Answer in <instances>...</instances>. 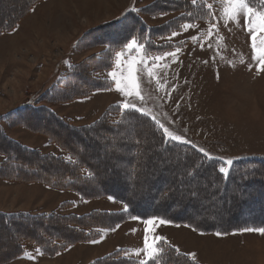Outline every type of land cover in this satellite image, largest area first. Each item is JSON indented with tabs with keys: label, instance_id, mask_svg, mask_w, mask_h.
I'll list each match as a JSON object with an SVG mask.
<instances>
[{
	"label": "rangeland",
	"instance_id": "rangeland-1",
	"mask_svg": "<svg viewBox=\"0 0 264 264\" xmlns=\"http://www.w3.org/2000/svg\"><path fill=\"white\" fill-rule=\"evenodd\" d=\"M4 1L0 0V7L4 6L8 10L15 1L20 0ZM72 1L74 0L43 1L21 20L19 27L13 33L0 36V112L11 109L30 94L39 91L53 68L63 59L72 61L89 59L90 62L99 48H89L87 45L74 52L70 47L71 43L78 40L86 30L115 20L130 5L132 10L139 11V18L145 20L149 26L164 25L173 17L172 14L158 15V17L147 15L151 11L149 5L156 0H75L77 3ZM223 6L224 0H218L213 6L217 29L211 36L207 34L209 25L196 24L195 28L186 32L180 29L174 37L169 36L155 41V43H177V48L172 50L179 49L177 59L173 62L171 57H163L157 61L156 65L152 66L151 77L148 76L147 71L138 74L142 98L137 97L136 103L150 110L161 120L167 117L165 123L170 128L186 134L188 140L193 139L215 157L234 160L264 155V65H258L253 59L251 34L247 30L245 19L240 17L239 23L230 21L225 27ZM91 35H88L89 40L92 39ZM192 36L200 37V42L193 43L190 39ZM261 36H264V33L257 35L258 46ZM153 53L152 56L149 55V65L152 59L159 56L156 55L155 50ZM250 66L251 70H249ZM257 67L261 69L259 72L255 69ZM217 73L220 76L219 80ZM124 100L125 98L115 90L113 82L110 91L96 92L82 101L44 105L67 125L81 128L95 122L108 106L120 104ZM41 118L37 119L38 124L37 120L34 121L36 124L32 127L33 132L18 126L14 129L15 126L7 127L5 132L22 145L37 150L42 156L49 158L53 155L68 160L69 155L65 149L52 143L45 134L49 132L61 135L66 130L64 131L53 120L49 121L46 114ZM172 121L175 123L173 124ZM36 129L45 130V133L36 135L34 134ZM86 134L84 135L88 136V139L85 138L87 142L81 138L82 134L77 135V133L63 135V138L66 139V143L74 146L76 144V147L69 146L74 153L85 150L87 160L100 165L105 164L101 165L104 166L102 169L99 168V171H103V174L100 172L102 179L111 177V181H116L118 184L125 181L126 172L116 175L113 174V169H118V166L126 162L131 163L128 168L130 169L134 161H137V159L133 161L135 155L133 130L127 127L116 130V133L110 130H96ZM90 136H100L102 142L106 144H96L91 141ZM152 140H155L154 137ZM153 149L157 151L158 146L154 144ZM177 160H181V156L176 154L165 158L156 154L147 160L150 168L152 167L150 170L152 174L161 167L165 172H159L167 181L175 177L180 178L174 187L178 193L175 197L177 200L194 202L193 209L186 208L176 212L174 206L168 208L170 204L166 203L161 207L163 212L174 213L178 217L191 214L193 218L199 220L206 217L224 225L249 218V213L234 216L236 211L233 207L229 208L228 216L222 213L211 214L209 209L195 208L196 202L198 207L202 205L199 204L200 196L209 189L217 187V184L213 183L212 176L205 173L196 172L194 175H189V172L193 173L194 170L191 169L193 167L186 168L176 164ZM34 165L33 169L37 170H40L41 165V168L47 167L50 174L58 171V166L51 165L49 161L43 160V157L41 160L37 159ZM142 183L147 186L157 185V181L148 173L141 178L139 186L143 189L145 186ZM92 186L95 191H100L97 183L93 182ZM193 191L198 193V198L190 195ZM155 201L153 200L152 203L154 204ZM204 202L225 205L227 200L215 196ZM62 204L68 209H61ZM255 204L257 205V201ZM0 210L36 214L58 211L82 215L99 210L123 212V204L118 200L112 202L105 195L84 199L81 194L56 190L42 184L6 183L0 180ZM132 217L119 224L115 231L103 230V237L99 243L77 244L54 257L43 256L37 253L36 249L29 248L26 253L31 254L32 258L24 255L19 259L0 264H87L115 249H125L127 256L137 261L140 258L134 255V249L143 246L144 230L148 226L142 220L148 218L132 219ZM103 221L108 225L111 223V217L110 220ZM4 231L9 232L6 229ZM154 231L158 235L167 237L170 245L174 249H179L180 253H195V261L198 264H264V236L255 232L240 233L236 230L233 232L237 234L218 238L214 233L200 235L185 225L171 222L165 225L157 224ZM9 234L14 235L10 232ZM6 236L2 235V238L7 242ZM4 240L0 243L4 242L5 245Z\"/></svg>",
	"mask_w": 264,
	"mask_h": 264
},
{
	"label": "trees",
	"instance_id": "trees-1",
	"mask_svg": "<svg viewBox=\"0 0 264 264\" xmlns=\"http://www.w3.org/2000/svg\"><path fill=\"white\" fill-rule=\"evenodd\" d=\"M43 1L46 0H20L15 1V4H12L8 10L4 6L0 7V36L13 33L17 29L16 26L18 25L19 27L21 20L25 19L24 17L28 13H32V9H35L36 5ZM207 2L213 3L214 6L218 0H207ZM2 5L5 4L2 3ZM149 6H151V11L147 14L149 16L153 15L158 17V15L164 16L161 13H167L172 14L173 17L164 25L149 26L145 20L139 18V11L132 10L130 5L115 20L86 30L78 40L71 43L70 47L74 52L83 49L87 45L89 48H99L91 57L90 62L89 59L84 61L63 59L60 63L56 64L39 91L30 94L24 101L11 109L0 112L1 181H5L6 183L28 182L42 184L56 190L72 191L81 194L84 199H93L104 195L113 196L118 201L128 202L129 211L104 212L99 210L97 212L91 211L78 215L58 211L36 214L24 211L8 212L0 210V241L5 239L2 238V235H7L6 239L9 243L6 244L7 242L5 240V245L4 242L0 243V263L10 262L23 257L29 248H40V254L46 257L58 256L68 251L74 245L90 243L89 241L92 239L101 240L103 230H112L132 216L138 218H151L154 215L160 216L161 218L169 220L171 223L182 225L191 224L194 227H198L205 234L215 233L217 231L231 233L244 227L264 226V156L234 159L231 175L227 180H224L221 174L216 171V168L222 163L220 160L205 162L204 166L198 170L191 168L200 163L202 159V153L199 152V148L202 147L196 141L191 139L190 141L192 143L188 145L180 143L171 145L162 144V130L153 127L151 122H148L141 124L134 130L132 129L135 139V143H133V147L135 148L133 161L134 159H137V161H134L130 169H128L131 166L130 162L118 166L119 168L116 170L113 169V174L116 175L126 172L127 179L121 184H118L116 181H111V177L102 179L103 176L101 177L100 172L103 174V171H99V168L102 169L104 166L101 165L105 164L100 165V163L97 164L91 162V160H87L85 150L74 153L69 148L71 144L66 143V139L63 138V135L77 133V135H83L81 137L82 139H88V136L85 137V133L88 135L96 130H110L116 133V130L130 128L127 122L123 120L120 111L116 109V105L118 104L108 106L95 122L81 128L67 125L66 122L44 105L45 103L82 101L96 92L110 91L113 87V81L105 74L111 71L114 66L108 68L106 65L113 64L114 62L106 55L105 45L111 44L112 47H118L116 42L122 41L129 29L134 30V34L140 38L149 55L151 54L152 56L155 50L156 55L160 56L165 52L176 49L177 43H155L156 40L158 41L169 37L174 31L178 32L180 30V23L187 20H191L195 24L209 25V20L211 19V17L207 16V9L203 0H197L196 5H192L191 0H156ZM189 12L193 14L191 17L187 15ZM119 31H121V34H119ZM89 34H92L90 36L92 37L91 40H89ZM80 44H82L81 47ZM66 61L70 62L71 67L65 63ZM44 114L48 116L49 121L53 120V122H56L66 132L60 135L49 132L45 133V130L36 129L34 134H47L48 140L65 149L67 155L72 158L71 162L63 158L60 159V157H53V155L49 158L42 156L38 154L37 150L22 145L9 137L5 132L7 130L5 128L13 126H15L13 129L18 126L33 132L32 127L36 124L34 121L42 119L41 117ZM38 120L37 124L39 122ZM141 120L143 121L145 118L141 116ZM80 131L85 133H81ZM152 137L155 140H152ZM90 138L96 144H106L102 142L100 136H90ZM102 138L104 137L102 136ZM154 144L158 146L157 151L153 149ZM193 144L198 147L193 148ZM74 147H76V144ZM90 149L92 150V147ZM156 154L164 156V158L165 156L168 157L173 154L180 155L181 160H177L176 164L193 169V175L196 172H201V174L205 173L206 175L212 176V181L214 184H217V187L209 189L202 194L200 196L202 200H199V204L201 203L202 205L198 207L196 202L195 208L199 210L209 209V213L211 214L222 213L228 216L229 208L233 207L236 211L234 216L249 213V218L246 220L242 219L240 222L224 225L221 222L209 220L206 217H202L199 220L193 218L191 214L178 217L174 213L163 212L161 207L166 203L170 204L168 208L174 206V211L176 212L186 208L193 209L194 202H186V200L181 202L182 199L177 200L175 198L178 193L174 187L176 182L180 181L179 177L167 181L166 177L161 173L164 171L161 170V167L155 174L151 173L150 170L152 167L150 168L147 160ZM42 157L43 160L49 161L51 165L55 164L58 166V171L50 174L47 167L41 168L42 165L40 170L33 169L36 160H41ZM108 162H110V159ZM252 170H255L254 177L249 175L247 179H242V177ZM90 172L95 173L93 179H89ZM147 173L157 181V185L150 184L147 186V184L142 183L145 186L142 189L139 186L141 185V178ZM93 182L97 183V188L100 191L93 189ZM161 182L163 183L161 184ZM107 189H111V191ZM241 192L245 193V195L241 196ZM215 196L226 198L227 203L225 205H217L214 202H204V200ZM151 199L156 200L154 204ZM255 201H257V205ZM256 206L257 209H255ZM60 208L68 209L64 204ZM168 211L170 212V210ZM110 217L111 223L105 225L103 220H110ZM5 229L14 235L9 234L7 231L5 232ZM122 250V252L118 253L117 249H115L113 252L96 258L87 264H136L135 260L127 256V251L125 249ZM170 255L172 257L170 264H198L184 253H176L173 251Z\"/></svg>",
	"mask_w": 264,
	"mask_h": 264
},
{
	"label": "snow or ice",
	"instance_id": "snow-or-ice-1",
	"mask_svg": "<svg viewBox=\"0 0 264 264\" xmlns=\"http://www.w3.org/2000/svg\"><path fill=\"white\" fill-rule=\"evenodd\" d=\"M203 2L207 9V16L211 17V19L209 20V29L207 33L208 36H211L213 34V31L217 29V23L214 22L216 21V17L213 13V3H209L207 2V0H203ZM191 4L196 5L197 0H191ZM32 10L34 11V8ZM166 14L167 13H161V15ZM187 15L188 17H191L193 14L189 12ZM240 17H243L245 19L247 30L251 34V46L254 53L253 59L257 61L258 65H264V36H261L259 46L257 44V35L260 33H264V0H224L223 21L225 27L230 21L239 23ZM196 26L197 25L191 20L182 22L179 25L180 29L185 32L195 28ZM16 28H18V25L16 26ZM177 34L178 33L174 31L170 35L174 37ZM190 39L193 41V43L200 42V37L198 36H192L190 37ZM116 43L118 47H112L111 44L105 45L106 55H108L109 58L114 62L113 64L106 65V67L112 68L114 66V68L116 69L108 71L107 75L114 82L115 90L125 98L122 103L116 105V109L120 111L123 120L126 121L128 126L133 130L139 127L141 124L151 122L153 127L162 130V144H191L192 142L186 138V134L182 132L178 133L176 129L170 128V126L165 123L167 117H165L164 120H161L150 110H146L143 106H138L136 103L137 97L142 98L141 86L138 82V74L142 71H147L148 76L151 77L153 75L152 66L156 65V62L161 60L163 57H171L172 61L175 62L179 49L175 51L165 52L161 56H156L151 60V65H149V53L145 48V45L140 41V38L134 34L133 29H129L127 35L123 38V40ZM65 63L68 64L69 67H71L70 62L66 61ZM249 70H251V66L249 67ZM260 70L261 69L257 67V72H259ZM219 79L220 76L219 73H217V80ZM141 116L144 117L145 120L142 121ZM172 123L174 124L175 122L172 121ZM192 146L193 148L198 147L194 144ZM199 152L202 153L201 162L194 165L193 168L198 170L199 168L204 166L205 162H211L219 159L222 161V163L219 164V166L216 168V171L221 174V177L224 180H227L230 177L234 164L233 159L215 157L209 151L203 148H199ZM68 160L71 162L72 158L69 157ZM188 174L192 175L191 172H189ZM249 175L254 177L255 170L249 172L247 175L242 177V179H247ZM94 177L95 173L90 172L89 179H93ZM165 195H167V193H165ZM190 195L192 197L198 198V193L195 191L191 192ZM240 195L244 196L245 193L241 192ZM108 199L112 202H116L113 196H108ZM121 203L123 204V211L128 212V202L121 201ZM137 218L138 217L136 216L132 217V219ZM142 222L148 227H146L144 230L145 235L143 237V246L141 248L134 249V255L140 258L136 261V264H170V261L172 260L170 254L173 251L179 253V249H173V247L167 240V237L158 235L154 231L157 224L165 225L170 221L165 218H161L160 216L154 215L151 218L143 219ZM176 226L179 227V225ZM185 226L190 227L192 231H196L200 235H205V233L200 231L198 227H194L191 224ZM112 230L115 231V228H113ZM238 231L240 233L255 232L264 236V226L244 227L242 229H239ZM214 234L218 238H221L229 234L234 235L237 233L217 231ZM89 242L96 244L99 243L100 240L92 239ZM122 251V249H117L118 253ZM36 252L40 253V248H37ZM26 255L29 258H32L31 254L26 253ZM186 256H189L193 260H195L196 254L189 253L186 254Z\"/></svg>",
	"mask_w": 264,
	"mask_h": 264
},
{
	"label": "bare ground",
	"instance_id": "bare-ground-1",
	"mask_svg": "<svg viewBox=\"0 0 264 264\" xmlns=\"http://www.w3.org/2000/svg\"><path fill=\"white\" fill-rule=\"evenodd\" d=\"M72 2H74V3H77V1H75V0H74V1H72ZM4 84H5V83H4ZM5 86H6V85H5Z\"/></svg>",
	"mask_w": 264,
	"mask_h": 264
},
{
	"label": "crops",
	"instance_id": "crops-1",
	"mask_svg": "<svg viewBox=\"0 0 264 264\" xmlns=\"http://www.w3.org/2000/svg\"><path fill=\"white\" fill-rule=\"evenodd\" d=\"M255 69H257V68H255ZM24 262V261H23Z\"/></svg>",
	"mask_w": 264,
	"mask_h": 264
}]
</instances>
